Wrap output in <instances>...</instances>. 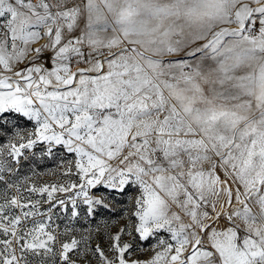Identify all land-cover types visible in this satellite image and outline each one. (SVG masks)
I'll use <instances>...</instances> for the list:
<instances>
[{"label":"snow or ice","instance_id":"obj_1","mask_svg":"<svg viewBox=\"0 0 264 264\" xmlns=\"http://www.w3.org/2000/svg\"><path fill=\"white\" fill-rule=\"evenodd\" d=\"M0 264H264V0H0Z\"/></svg>","mask_w":264,"mask_h":264},{"label":"rangeland","instance_id":"obj_2","mask_svg":"<svg viewBox=\"0 0 264 264\" xmlns=\"http://www.w3.org/2000/svg\"><path fill=\"white\" fill-rule=\"evenodd\" d=\"M161 2H162V3H163V2H166V0H161ZM153 23H156V21H153ZM164 23H165V25H167V23H169V21L165 20ZM201 43H203V41H202ZM199 46H200V44H192V45H191V48L188 49V50H191V49H193V48H197V47H199ZM56 179H57V177H55V176L44 175L43 177H41L40 181H38V182H51V181H54V180H56Z\"/></svg>","mask_w":264,"mask_h":264}]
</instances>
